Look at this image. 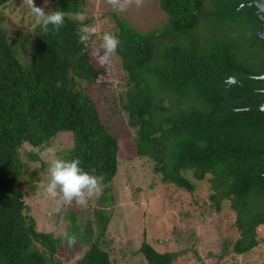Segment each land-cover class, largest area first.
<instances>
[{
  "label": "trees",
  "instance_id": "16d2710c",
  "mask_svg": "<svg viewBox=\"0 0 264 264\" xmlns=\"http://www.w3.org/2000/svg\"><path fill=\"white\" fill-rule=\"evenodd\" d=\"M18 1L0 0V264H61L56 254L66 245L63 235L36 230L22 184L33 190L44 163L31 170L19 149L44 147L70 133L72 143L58 158L80 159L84 171L102 177L104 195L117 172L122 137L108 125L114 115L124 118L135 155L151 163L161 183L191 193L193 181L206 180L209 208L219 213L226 202L237 234L232 253L256 247V229L264 225V114L229 107L264 103V92H255L264 90V80L225 81L232 71L264 73V40L255 37L260 19L250 0H154L166 21L144 33L109 13L119 41L117 84L108 63L98 64L91 53L93 37L79 43L77 29L90 20L71 17L84 12V0H49V12L65 13L63 27L44 33L30 15L24 36L1 24L2 10ZM89 87L103 88L111 113L101 115ZM57 215L76 244L86 245L74 264H109L98 244L108 215L92 211L94 230L73 208ZM138 252L146 264H170L173 257L144 241Z\"/></svg>",
  "mask_w": 264,
  "mask_h": 264
},
{
  "label": "rangeland",
  "instance_id": "374dc122",
  "mask_svg": "<svg viewBox=\"0 0 264 264\" xmlns=\"http://www.w3.org/2000/svg\"><path fill=\"white\" fill-rule=\"evenodd\" d=\"M34 4L42 7L46 13L49 12V0H34ZM109 13H115L142 33L158 30L165 23L166 16L156 7L154 0H144L142 7L132 6L124 12L114 11L106 0H84V12L71 17L78 21L90 20L87 25L97 28V34L90 42L91 53L96 56L98 64L108 63L113 84H117L122 77L118 59L112 55L100 63L99 55L102 52L98 55L96 51L100 49V36L104 32H114ZM2 16L4 20L1 24L5 30L18 32L20 36L30 34V14L22 0L4 8ZM97 89L99 90L89 87L90 98L101 115L111 113L105 108L106 104L100 95L103 88ZM103 92L108 93L109 90ZM108 125L122 136L117 144L116 175L105 186L108 191L101 194L103 200L99 203L101 195L84 206L75 203L65 205L59 215L73 208L78 221L88 222L91 229L94 228L91 215L93 210L108 215L109 221L98 244L107 252L109 264H146L138 252L142 241L159 253L172 254L170 264H264V225L256 229V247L245 254L232 253L231 247L237 237L232 227V212L226 208V202L224 206L222 204L219 213H214L209 208L206 180L193 181L194 190L191 193L161 183L158 175L152 173L151 163L135 155L132 133L124 118L120 115L111 116ZM71 143V134L66 132L57 134L44 147L31 148L23 145L19 149L22 160L31 170L44 163L43 169L37 173L39 180H33V190H24L22 184V200L35 221L36 230L51 232L53 236L62 235L67 222L60 216L58 219L54 212L55 202L43 195V187L48 179L46 164L51 159L58 158L56 153L70 147ZM27 154L36 155L39 161L28 159ZM85 247L86 245L81 244H62L56 257L61 264H74L84 254Z\"/></svg>",
  "mask_w": 264,
  "mask_h": 264
},
{
  "label": "clouds",
  "instance_id": "9594fccd",
  "mask_svg": "<svg viewBox=\"0 0 264 264\" xmlns=\"http://www.w3.org/2000/svg\"><path fill=\"white\" fill-rule=\"evenodd\" d=\"M114 11L124 12L128 8L135 6L140 8L144 0H106ZM22 4L29 10L33 17V26L39 27L44 33L52 31L58 33L63 27L65 13L62 11H50L46 13L42 7L35 6L34 0H22ZM51 26V27H50ZM97 34V28L84 25L77 29L79 43H87L91 37ZM100 49H97L99 62L103 63L110 56L116 53L119 41L116 36L109 32H104L100 36ZM47 183L43 187V195L46 199L55 202L54 212L59 213L65 205H87L93 198H98L103 191L102 177L89 174L81 167V161L78 158L64 160L62 158H53L49 161L47 167ZM83 225L80 231L83 232ZM63 239L67 246H75L77 236L75 233L65 231Z\"/></svg>",
  "mask_w": 264,
  "mask_h": 264
},
{
  "label": "water",
  "instance_id": "95a60500",
  "mask_svg": "<svg viewBox=\"0 0 264 264\" xmlns=\"http://www.w3.org/2000/svg\"><path fill=\"white\" fill-rule=\"evenodd\" d=\"M249 4H253L256 7L257 10L254 13V15L260 19V22L258 24L261 25V28L255 30L256 31L255 37H261L264 40V0H250ZM242 5L243 4L239 5L237 9H239ZM246 5H248V4H246ZM227 77H228V80H225V81H228L230 83H234V82L237 83V80L239 77L264 80V73L260 74V75H252V74H245V73L239 74L235 71H232L231 76H227ZM255 92H264V90L255 91ZM219 102L222 103L223 105L227 106L224 102H222V101H219ZM227 107H229V106H227ZM229 108L237 111L238 113H261V114H264V103H261V104L257 105L256 107H248V108H241V109H237V108H233V107H229ZM262 156L264 157V155H262Z\"/></svg>",
  "mask_w": 264,
  "mask_h": 264
}]
</instances>
